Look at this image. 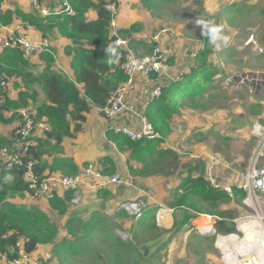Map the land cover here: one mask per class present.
<instances>
[{
	"label": "crops",
	"instance_id": "1",
	"mask_svg": "<svg viewBox=\"0 0 264 264\" xmlns=\"http://www.w3.org/2000/svg\"><path fill=\"white\" fill-rule=\"evenodd\" d=\"M92 1L98 3L99 1L106 2L108 0ZM64 2L71 6L70 0H39L40 8H36L31 0H1L0 14L3 15L6 11L21 9L24 12L43 18L48 13L61 14ZM117 8L116 20L120 26L119 34L127 40V45L130 49H132V45L134 46V51L140 55L149 53L152 48L150 41L152 35L150 33H155L153 32L155 28L163 26L168 27V31L162 35V44L172 48V55L168 57L166 64L158 73L150 74L148 78L143 73L135 75L132 84L127 87L125 92V100L134 107L132 112L125 111L119 116L106 118L99 108L90 106L88 112L84 113V120L77 130H75L77 121L67 117L70 121L72 136L63 138L61 151L42 153L35 160V165L40 170L37 172L41 174L60 173V168L56 164L54 167L56 159H71L78 171L92 162L101 166L104 175H115L119 178L118 183H108L97 191H91L88 187L82 185L80 191L81 201L78 204H70L65 200V212L60 213L58 211L61 217L65 215V235H69L65 225L70 220L86 221L91 217H93L92 221L97 223L96 225H99L100 222L102 224L104 219H112L119 225L121 223L123 227H128L129 225L119 222L117 219L118 216L122 217L125 214L124 211L117 213L119 204L138 197H144L149 207L157 205L160 207L159 201L164 195L167 179L178 180L177 183H174L168 189L171 190L178 185L180 173H177V171L173 175L171 172L167 174H140L139 171L143 168V159H131L130 150L119 148L118 143L108 134L109 129L113 131L122 127L134 130L139 129L141 117L151 101V92L156 86H161L162 91L163 87L173 81L178 80L181 83L180 75L184 74L183 78H185L190 73L200 71L203 63L213 66L215 74L208 88L203 92L202 97L184 98L179 107V114L184 102H191L193 99L200 100L208 92H214L212 86L222 70L231 72V75H235L238 72L248 76L253 75L255 78L248 79V83L251 84H256V81L261 80V78L264 79V0H118ZM40 9L46 10L47 14H42ZM63 14L72 16L75 15V11L74 14H70L65 10ZM84 17L87 20H96L98 14L96 10L88 9L84 13ZM198 19L213 20L222 29L223 34L228 37V43L219 49L212 45L209 38L206 35H202V29L197 24ZM17 25L20 28L14 29ZM10 31H14L15 34H26L32 40L46 37L50 42V47L46 51L33 53L27 59L21 56L27 63V71L34 74L38 73L49 61L55 71L62 72V70H65L66 76L70 79H75L72 58L77 44L66 35L54 29L50 33L51 35L47 36L49 33H45L39 27L14 17L9 23H0V35L4 36ZM137 48H142V51ZM4 51L5 48H0V57H2ZM201 52L205 53L206 56H200ZM49 55L51 58L47 57ZM9 68L19 69L16 67ZM194 68L195 70H192ZM258 75L262 77L259 78ZM8 81L7 101L17 103L20 92L28 91L26 94L28 95V105L32 106L35 112L38 105L44 100L37 86L35 84L25 85L22 76L16 75L14 72ZM125 81H122L120 85H123ZM262 81L264 83V80ZM263 83L256 86L258 88L264 86ZM78 86L81 88L82 84ZM181 93L183 92L181 91ZM31 94L34 95L33 99L29 97ZM256 105H260V107L254 115L246 116L244 113L238 112V114H241L242 121H247L248 127L257 120H264V101L259 100ZM17 109L19 108L15 106L6 108L3 105L0 107V122H7L0 128V138L7 145L11 143V133L20 121L18 120L17 122L16 120L19 118ZM249 120H252V123H249ZM49 130L50 127L45 118L36 121L31 136L33 147L30 156L33 159L34 152H37V148H35L37 143L46 138ZM168 135L160 147L176 151L173 147H165L163 145ZM130 169L134 171L131 172ZM220 171L224 170L221 169ZM12 177L13 175H9L8 182L12 180ZM70 196V192L65 193L66 198ZM59 197L63 199L64 195ZM36 200L24 189L21 196L8 198L7 202L31 207L30 205L37 204ZM41 201H49L48 207L54 209L51 207L50 200ZM28 203L30 204L28 205ZM170 214L171 209L160 207L156 211L158 222L168 219ZM57 229L59 233V228L57 227ZM76 230L83 231L80 225H76ZM93 231L96 230L94 229ZM81 236L79 235L70 243L79 244V240L82 239L80 238ZM46 245H51L52 248L53 243L39 245L33 250V255L39 258L38 251ZM66 260H68L67 257H65Z\"/></svg>",
	"mask_w": 264,
	"mask_h": 264
},
{
	"label": "trees",
	"instance_id": "2",
	"mask_svg": "<svg viewBox=\"0 0 264 264\" xmlns=\"http://www.w3.org/2000/svg\"><path fill=\"white\" fill-rule=\"evenodd\" d=\"M107 2L118 3V0L99 1L98 3H94L92 0H70L71 6L67 5L75 11V15L72 16L63 14L65 12L64 7L61 14L48 13L43 18L24 12L21 9L6 11L3 15L0 14V23H9L13 17L18 18L23 22L39 27L45 33H49L47 36H50V33L56 29L77 44L72 58L75 79H70L62 72L55 71L49 61L38 73L34 74L27 71V63L21 57V52L16 48H5L2 57H0V75H4L7 81L13 72L16 75H21L25 85L35 84L44 97L43 102L36 108L34 120L36 122L41 118H45L50 130L47 132L46 138L37 143L34 161L42 153L61 151L63 138L72 136L70 121L67 117L77 121L75 126V130H77L84 120V113L88 112L90 106L103 108L111 93L126 79L121 69L124 50L109 44L110 15L105 8ZM88 9L97 11L98 18L96 20H87L84 17V13ZM200 56L205 57L206 54L201 52ZM47 57L51 58L50 55ZM9 67L19 69H10ZM192 70H195V68ZM214 74L215 69L213 66L203 63L200 71L190 73L185 78H183L184 74L180 75L181 83L178 80L171 82L162 88L158 98L151 99L144 111V116L158 133V137L151 140L133 141L121 132H115L111 129L108 130V134L118 143L119 148L130 150L131 159L146 160L150 157L149 160L155 166V169L151 168L152 173L167 174L168 172H176L177 169H174L180 165L177 152L169 148H161V143L169 134L170 121L178 114L183 99L186 97H202ZM79 84H82L81 88H79ZM181 86H184L187 90L182 91ZM27 92H20L17 103H10L6 100L5 107L15 106L21 108L28 106ZM29 97L33 99L34 95L31 94ZM4 142L0 138V146L7 145ZM55 164L60 168L59 174L74 175L79 172L71 159H56L54 167ZM147 166L150 165L147 164ZM181 166L186 167V169L179 172L180 181L177 186L170 190L173 193V200L169 203V206L181 207L185 205L189 209L211 211V209L218 208L222 202L230 199L223 189L213 188L209 185L204 176V167L201 163H188ZM34 169L40 171L36 165ZM130 170L131 172L134 171ZM186 170L187 174L182 176ZM9 175H13L10 182H8ZM24 189L26 187L21 170H8L0 167V235L13 231L14 236L7 243H12L15 236L22 237L27 251H33L42 244L53 243V247L65 253V256L66 253L71 255L80 254L83 248L80 243H67L65 240L56 241L57 226L39 207H26L7 202L8 198L21 196ZM235 196L242 199L244 193L234 188V198ZM65 200H68L65 194L63 199L59 196L52 198L50 200L51 207L58 209L60 213H64L66 210ZM154 210L150 211V216L145 213L143 217L154 219ZM121 211L123 210L118 209L117 213H121ZM188 211L187 209L184 222L195 217V215L189 214ZM232 218L230 213L227 220L217 221L215 230L224 234L236 232ZM92 220L93 217L86 221L70 220L65 226L69 234H74L76 225H80L82 230L85 231L80 238L87 239L93 233ZM162 233L164 232L160 234ZM7 243L1 241L0 248L4 249ZM149 259L150 257L140 258L142 262Z\"/></svg>",
	"mask_w": 264,
	"mask_h": 264
},
{
	"label": "rangeland",
	"instance_id": "3",
	"mask_svg": "<svg viewBox=\"0 0 264 264\" xmlns=\"http://www.w3.org/2000/svg\"><path fill=\"white\" fill-rule=\"evenodd\" d=\"M159 27V29L155 28L153 32L163 28V26ZM150 34L153 35L154 33ZM131 48L134 51V46L131 45ZM137 49L141 50L142 48ZM135 54L142 56L137 52ZM258 76L259 78L262 77L261 75ZM250 78L255 77L241 72L231 75V72L222 70L212 86L214 92H208L200 100L193 99L191 102L183 103L180 113L170 121L171 133L163 144L165 147H173L178 153L179 162H181L174 169H177V173L186 169V167H180L181 163L194 164L199 162L204 167V176L206 177V166L210 164V157L214 161H219L218 166H221V163L228 164L236 171L245 167L256 143V138L250 132L252 124L248 127L247 121H242L241 114L238 112H242L246 116L254 115L260 107V105H256V102L264 101V86L259 88L256 86L263 83L262 80L264 79L261 78V80L256 81V84H251L248 83ZM180 88L184 92L187 90L184 86ZM7 96L8 93L6 100ZM20 109L33 111L32 106H24L17 109L18 116ZM16 120L18 122L20 117ZM248 122L252 123V120ZM6 123L0 122V128ZM149 159L150 157L143 160V168L139 171L140 174H155L151 172L154 165ZM219 173L221 174L219 179L221 185L235 180V176L225 173V171H219ZM171 174L174 173L171 172ZM186 174L187 170L183 172L182 176ZM177 182L176 179H167L164 195L159 201L160 207L171 209L168 219L158 222L156 211L160 207L158 205L149 207L144 197L135 198L130 201L144 200L146 207L143 214L147 213V216H150V211L155 209L154 219L145 218L143 215L135 218L134 215L123 210L125 214L122 217L118 216L117 219L119 222L131 226L130 228L129 226L123 227L121 223L119 225L112 219H104L99 225L93 222L91 228L96 231H93L89 238L79 240L83 247L80 254L66 253L65 256V253L57 250V248L46 245L38 251L41 263L47 264L50 259L48 264H223L221 253L215 247V236L196 230V227L205 224L201 215H216L227 220L231 213L233 221L238 217L248 215L249 212L243 206L240 197L237 196L222 202L218 208L211 209V211L189 209L185 205L181 207L169 206L173 200V193L168 188ZM71 196L67 202L70 201ZM41 200L46 199H37V204L34 205L45 211L59 228L57 241L65 240L70 243L85 232L84 230H76L74 234L65 235V215L61 217L58 209L48 207V200V202ZM187 209L189 210L188 213L195 215V217L184 222ZM161 232L164 233L160 234ZM240 237L243 235L240 234ZM158 239H161L160 244L144 256L141 247ZM50 249L51 252L49 253ZM48 255L50 256L48 257ZM65 257L68 260L65 261ZM141 257L143 259L150 257V259L142 262Z\"/></svg>",
	"mask_w": 264,
	"mask_h": 264
},
{
	"label": "built area",
	"instance_id": "4",
	"mask_svg": "<svg viewBox=\"0 0 264 264\" xmlns=\"http://www.w3.org/2000/svg\"><path fill=\"white\" fill-rule=\"evenodd\" d=\"M36 8H40L39 0H31ZM64 10L74 14L67 3L63 4ZM106 10L109 12V44L113 47L124 50V57L121 63L126 81L120 85L108 98L106 105L100 109L106 118L119 116L123 112H132L134 107L125 100L127 87L132 84L134 77L138 73H143L146 78L150 74L158 73L166 64L169 56L172 55V48L162 44V35L168 31V27H163L155 32L151 37V51L142 56H137L128 47L127 40L120 36V26L116 17L118 8L116 2H107ZM46 15L47 11L40 9ZM17 25L14 29H19ZM50 42L46 37L39 40H32L26 34L10 31L6 35H0V48H16L21 52L24 59L33 53L48 50ZM194 56V55H193ZM65 74V70H62ZM8 83L4 75H0V107L5 104ZM161 94V86H156L151 92V99H156ZM20 122L14 128L10 139L11 143L0 146V167L11 170H21L22 179L26 191L36 199L51 200L65 193L72 194L70 204H78L81 201V187L85 185L91 191H97L108 183H118L119 178L115 175L105 176L101 172V167L96 163H88L74 175H62L56 173L41 174L35 169V161L30 156L33 147L32 130L36 125L34 120V110L20 109L18 111ZM121 132L125 137L133 140H151L158 136L146 117H141L139 129L122 127L114 130ZM250 132L255 136L256 143L252 149L250 157L244 168L240 171L234 170L228 164L218 166L219 161H214L210 157V164L206 166V180L213 188L223 189L228 197L234 198V188L244 193L241 199L243 206L249 212L244 217L234 219L236 232L224 234L215 230V223L223 218L203 214L202 221L205 223L201 227H196L200 233L212 234L215 236V247L221 253L223 264H264V120H257L253 123ZM235 176L234 181H228L221 185L219 179L220 170ZM146 204L143 199L136 201H124L119 204L118 209L125 210L128 214L139 218L143 215ZM240 234L251 235L250 241L239 242ZM14 236L13 231L0 235V242H8ZM248 242L254 243L248 245ZM0 264H41L39 258L33 255V251H27L22 237L15 236L12 243H7L5 248H0Z\"/></svg>",
	"mask_w": 264,
	"mask_h": 264
},
{
	"label": "clouds",
	"instance_id": "5",
	"mask_svg": "<svg viewBox=\"0 0 264 264\" xmlns=\"http://www.w3.org/2000/svg\"><path fill=\"white\" fill-rule=\"evenodd\" d=\"M197 24L202 29V35H206L210 43L216 48H220L228 43V37L223 34L222 29L213 20L198 19Z\"/></svg>",
	"mask_w": 264,
	"mask_h": 264
},
{
	"label": "water",
	"instance_id": "6",
	"mask_svg": "<svg viewBox=\"0 0 264 264\" xmlns=\"http://www.w3.org/2000/svg\"><path fill=\"white\" fill-rule=\"evenodd\" d=\"M263 52H264V49H263ZM160 242H161V239H158L156 241L150 242L147 245H143L141 247V250L143 251V255L146 256L150 252V250L152 248H156L160 244Z\"/></svg>",
	"mask_w": 264,
	"mask_h": 264
},
{
	"label": "bare ground",
	"instance_id": "7",
	"mask_svg": "<svg viewBox=\"0 0 264 264\" xmlns=\"http://www.w3.org/2000/svg\"><path fill=\"white\" fill-rule=\"evenodd\" d=\"M201 223H202V221H201ZM250 240H251V235L250 234H247L246 236H244L243 238H241V240H238V241L239 242H244V241H250ZM253 244L254 243L248 242V245H253ZM238 264H240V263L238 262Z\"/></svg>",
	"mask_w": 264,
	"mask_h": 264
}]
</instances>
